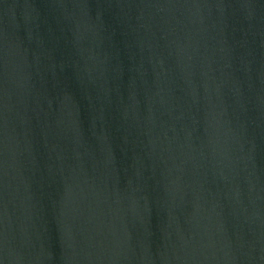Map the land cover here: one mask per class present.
I'll return each mask as SVG.
<instances>
[{
  "label": "water",
  "instance_id": "obj_1",
  "mask_svg": "<svg viewBox=\"0 0 264 264\" xmlns=\"http://www.w3.org/2000/svg\"><path fill=\"white\" fill-rule=\"evenodd\" d=\"M0 264H264V0H0Z\"/></svg>",
  "mask_w": 264,
  "mask_h": 264
}]
</instances>
